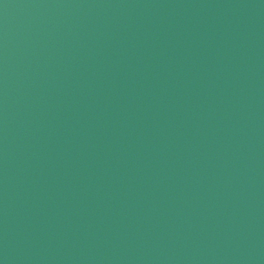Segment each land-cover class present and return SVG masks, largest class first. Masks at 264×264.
Listing matches in <instances>:
<instances>
[{
    "label": "water",
    "instance_id": "obj_1",
    "mask_svg": "<svg viewBox=\"0 0 264 264\" xmlns=\"http://www.w3.org/2000/svg\"><path fill=\"white\" fill-rule=\"evenodd\" d=\"M0 264H264V0H0Z\"/></svg>",
    "mask_w": 264,
    "mask_h": 264
}]
</instances>
